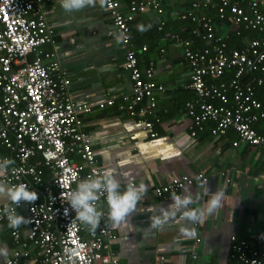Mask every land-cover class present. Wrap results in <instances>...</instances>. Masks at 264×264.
<instances>
[{"label":"built area","instance_id":"2783aa9c","mask_svg":"<svg viewBox=\"0 0 264 264\" xmlns=\"http://www.w3.org/2000/svg\"><path fill=\"white\" fill-rule=\"evenodd\" d=\"M48 1L0 0V158L15 161L0 174V181L8 185L25 183L38 194L35 202L17 206V213L24 212L27 228L24 232L11 230L8 259L11 264H119L111 250L115 233L104 225L105 217L91 231L75 219L67 203V194L81 179L102 170L91 141L79 130L82 116L89 114L92 106L76 99L55 52L44 49L54 43L53 29L42 11ZM263 1L217 0L216 19L232 23L236 37L249 31L256 33L239 48H230L216 34L215 19L207 13L209 2L194 0L190 8L177 14L179 21L196 25L189 33L205 43L202 50H195L194 39L170 35L171 41L182 47L190 69L185 88L194 93V99L185 103V112L191 121L192 138L209 125L213 138L232 131L237 136L232 147L242 143L264 154V132L255 126L264 123V106L255 94V87L264 91ZM104 9L112 21L109 35L126 47L123 69L132 82L131 94L123 97L118 111L140 117L143 131L154 138L157 133L153 128L159 121L154 93H163L165 88L153 79L154 62L148 61L140 70L137 51L132 48V29L145 12L163 16L164 9L160 0H105ZM164 25L165 21L159 20L158 31ZM146 50L141 48L142 52ZM256 72L259 76L254 84L242 81L245 75ZM226 74L231 77L224 81ZM113 105L110 98L97 107ZM207 179L202 173L175 177L168 184L158 185L154 194L161 198L185 186H202ZM105 202L101 196L97 208ZM0 223L8 225L2 213ZM83 230L88 239L82 235ZM230 250L237 264H264V241L252 246L231 237Z\"/></svg>","mask_w":264,"mask_h":264},{"label":"crops","instance_id":"0c3cea01","mask_svg":"<svg viewBox=\"0 0 264 264\" xmlns=\"http://www.w3.org/2000/svg\"><path fill=\"white\" fill-rule=\"evenodd\" d=\"M192 1L160 0L163 16L147 11L133 25V29L142 31L136 38L132 37L140 70L148 61L154 62L153 79L165 88L163 93H154L155 113L159 118L153 128L157 133L154 138L143 131L140 117L132 118L118 111V105L124 103L123 97L131 94L132 82L123 69L126 47L109 35L112 21L104 4L97 0L94 6L73 12H66L60 0H49L42 5L43 15L53 29L54 42L44 49L55 52L76 99L92 106V111L82 116L79 130L91 141L98 165L102 171L115 170L121 189L129 182L145 185L143 198L127 218L128 224L112 222L106 202L98 208L104 212V225L115 233L111 250L119 264H237L230 250L231 237L252 246L264 241V154L242 143L232 147L237 137L232 131L225 137L213 138L208 132L209 125L195 138L190 136L191 121L185 112V103L194 99V93L185 88L190 69L182 47L172 42L170 35L190 37V28L196 25L181 22L176 16L190 8ZM200 1L209 2L207 13L215 19L216 34L230 48L240 47L253 38L246 33L236 37L232 23L216 19L217 0ZM151 19L157 23L163 19L175 25L157 44L150 41V33L142 28V22L149 24ZM204 45L195 38V50H202ZM142 47L147 50L142 52ZM110 98L114 99L113 106L97 107ZM255 126L264 132V123ZM197 173L208 178L203 186L193 184L173 193L182 197L191 195L194 203L189 208H204L210 198L205 187L210 194L222 191L223 199L213 214L205 212L200 221L193 223L184 216L179 218L183 215L181 211L169 209L173 193L158 198L154 190L175 177ZM162 209L172 214L165 219ZM18 214L25 217L23 211ZM156 216L161 217L162 224L152 227L149 217ZM26 228V223L19 227L22 232ZM11 230L7 224L0 223V248L7 250L8 258L12 249ZM82 235L88 239L85 230ZM161 257H164L162 263Z\"/></svg>","mask_w":264,"mask_h":264},{"label":"clouds","instance_id":"9594fccd","mask_svg":"<svg viewBox=\"0 0 264 264\" xmlns=\"http://www.w3.org/2000/svg\"><path fill=\"white\" fill-rule=\"evenodd\" d=\"M96 2L97 0H60V5L66 12H73L94 6ZM99 2L103 5L105 0H99ZM14 163L15 161L11 158H0V174L6 173ZM145 190V185H136L133 182H129L121 189V182L116 179L115 170L105 169L94 176L90 175L81 179L75 189L67 194V203L70 209L75 212V219H78L91 231H95L104 216V212L97 208V202L101 196H104L106 200L108 218L117 225L128 224L130 221L127 218L143 198ZM205 192L209 194L210 198L203 209L189 208V205L194 203L191 195L182 197L175 193L172 195V203L169 205V209L181 211L188 221L198 222L205 212L209 215L213 214L220 207L223 199L222 191L216 190L210 194L209 188L205 187ZM37 199L38 194L30 190L25 183L8 185L0 182V213L7 219L8 227L11 229H17L27 222L25 217L17 213V206L21 203L31 204ZM64 211L67 215L69 209L66 208ZM161 211L165 219L172 214L167 209ZM149 220L152 227L162 224L160 216L149 217ZM0 258L3 259V264H11L6 249L0 248Z\"/></svg>","mask_w":264,"mask_h":264},{"label":"trees","instance_id":"16d2710c","mask_svg":"<svg viewBox=\"0 0 264 264\" xmlns=\"http://www.w3.org/2000/svg\"><path fill=\"white\" fill-rule=\"evenodd\" d=\"M215 12H216V10H215ZM213 13V12H212ZM138 21H140V18H138L136 21H135V23H137ZM143 24H142V28L145 30L144 32H147L148 31V33H150V35H151V37H150V41H155L154 43H156V41H157V43H158V41H159V39H161V38H163V37H165V35H166V33L168 32V30H171V29H173L174 28V26L175 25H173L174 23L173 22H171V21H166L165 22V25H164V27L162 28V30L161 31H158V29H157V21L155 20V19H151L150 21H149V24H146V22H142ZM148 25H151V27H148ZM192 29H194L195 27H191ZM191 28H190V30H191ZM141 29V28H140ZM140 29H133V33H132V37H134V38H136L137 37V35L139 36L140 35V33H142V31L140 30ZM246 33V34H245ZM244 34L246 35V36H249V37H253V38H255L256 37V33L255 32H253V31H249V32H245ZM189 35H190V33H189ZM194 37H193V35H190V37L188 38V39H193ZM252 39V38H251ZM138 40V39H137ZM196 40H199V42L200 43H202V45H204V42H202V41H200V39H197L196 38ZM193 41H195V38H194V40ZM153 43V42H152ZM156 43V44H157ZM240 47H242V45L240 46ZM236 48V47H235ZM237 48H239V47H237ZM259 76V73L258 72H256V73H253V74H247V75H245L244 76V78L242 79V81L243 82H246V81H250L252 84H254L253 83V81H254V79L256 78V77H258ZM231 77V74H226L222 79L224 80V81H226V80H228L229 78ZM255 94H256V98H257V100L259 101V102H261V104L264 106V91L261 89V88H258V87H255ZM259 123H262V122H259ZM258 130V129H257ZM259 132H262V131H260V130H258ZM45 174H46V176H48L49 175V172L47 171V170H45Z\"/></svg>","mask_w":264,"mask_h":264}]
</instances>
